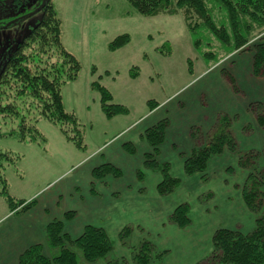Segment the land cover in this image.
Masks as SVG:
<instances>
[{"label": "rangeland", "instance_id": "374dc122", "mask_svg": "<svg viewBox=\"0 0 264 264\" xmlns=\"http://www.w3.org/2000/svg\"><path fill=\"white\" fill-rule=\"evenodd\" d=\"M26 1L27 6L22 11L16 13L11 11L6 16L0 17V62L5 52H10L15 44L41 18L40 2L35 3L36 0ZM51 1L60 20L61 43L64 49L79 63L76 79L61 87V98L65 111L72 114L79 124L78 131L83 142V149H77L71 142L66 143L60 130L45 120H39L36 124L37 129L41 130L47 139L45 154L43 157H36V165L32 164L33 158L30 149H26L29 145L36 143L21 144L12 139L0 138L1 150L14 152L20 155L21 159L25 151V193H32L40 189L42 183L45 184L46 179L49 181L54 179L58 171L65 172L75 160L85 159L86 156L101 146V142L117 136L125 126L130 124V129L135 126L140 129L150 126L151 122L158 121L153 125L155 126L163 120L167 121L165 117L174 113V123L179 126V129L184 130L182 126H186L187 122L197 112H200L195 106V101L198 100L202 90L208 85L213 90L216 88V72L221 75V79L236 96L250 100L249 96L244 95L240 90L231 74V70L237 65L231 67L234 59L230 58L232 53L225 54L223 50H218L219 47L213 39L209 40L211 45L203 44L200 51L196 50L180 14L144 17L136 13L125 0ZM18 15L23 17L16 19L15 17ZM125 34L130 38L129 43L120 49L110 51L108 44L117 36ZM261 37H256L250 44L258 42ZM209 50H212V54L217 57L216 62L205 58L203 53ZM239 53L249 54L251 52L241 51ZM214 67H216L214 73L204 76L198 82H196L198 79L192 81ZM132 69L136 70L133 71ZM136 71H138V75L131 77ZM225 72L231 76L233 84H230L223 76ZM261 79L264 80V78ZM189 81L192 82L188 83ZM94 83L107 90L111 96L109 105H120L127 112L112 118L106 117L101 110V96L92 88ZM262 96V94L253 96L249 105L264 102L258 101L260 100L258 98ZM149 101L159 104L155 110L163 108L158 110L149 121L138 125L145 117H142L138 122L135 121L145 112H148L147 103ZM200 103L202 107L207 106L205 97L201 99ZM222 115L231 119L232 126L237 124V115L231 116L225 112H219L216 121ZM249 116L255 120L251 114ZM244 120L246 122L247 119ZM247 122L243 128L234 129L235 135L239 132L245 136L252 133V125L249 123L251 120L249 119ZM215 124L207 133H204L200 124H194L189 129V136L190 131L197 128L200 131L199 134L212 133ZM8 128L9 124L0 118V132H5ZM149 128L145 129L144 133ZM130 129L115 137L113 140L115 144L103 151L104 156L109 153V150L116 148V145H120L122 151L130 155L125 149V145H129V143L124 141L126 133ZM259 129L264 131V128L259 127ZM144 133L142 140H145ZM177 137L181 140L183 138L182 133L178 134ZM4 141L20 144L25 148L21 149L20 152L12 149L11 144L3 143ZM193 142L195 146V141L193 140ZM8 145L11 150L8 149ZM260 146L259 142L252 150H245L244 146L236 145L237 151L235 153L225 150L223 154L213 156L217 162L222 163L220 165L223 171L222 180L221 172L212 171L214 169L210 170L213 173L205 172L203 178L200 175L186 176L182 167L179 169V164H182L181 159L185 155L180 152L178 147L173 148L175 150L169 148V142L159 155L158 150L151 146V152L144 155L145 150L141 148V143H138L137 149L133 148L135 152L130 155L131 158L128 161L120 160L117 154H113L114 158L122 165V172L117 169L121 173L119 177L107 174L102 179H96L92 173L91 177L94 182H97L108 176L115 179L123 176L124 181L131 186L129 189L133 191L129 193L133 197L134 193L137 195L139 208L126 206L125 203L126 207L120 210L121 216L113 214L109 217L104 216L103 219L99 216L101 210L97 211L91 208L87 213L80 214L76 220H74V214L69 220L63 216V220L66 221V225L69 223L68 225L71 227L82 225V229L89 225L102 226L101 228L112 246V251L104 260L105 262L113 260L135 264L132 258L138 252L141 243L146 242L151 247V264H222L214 258L211 259L214 232L218 229H225L246 235L252 232L256 226L254 214L245 207L242 200L241 191L247 183L249 172L238 166L237 153H261L264 146L262 149ZM131 147L133 146L131 145ZM103 153L97 158L88 159L89 161L85 159L80 165L70 170L66 176L53 182L44 192L49 194L55 192L61 185H71L65 189V191L71 190L74 194L71 199L81 198L83 201H87L88 197L85 198L87 192L84 189L86 185L85 171L91 165L97 164L100 159L102 160L101 155ZM146 159H151L154 162L153 165L145 164ZM104 164L109 163L104 161L96 168ZM5 165L7 164H3V167ZM11 168L14 172V168ZM165 168L168 169L171 178L178 179V184L170 193L161 195L158 193L157 187L162 181V171ZM254 168L256 171L264 170V158L262 156L259 157ZM147 171L152 172L147 173ZM157 174L160 181L156 185L158 178L154 175ZM3 176H6V171L4 175V168ZM11 177V173L7 172L6 181L10 196L11 187L13 192L17 189ZM198 177L199 179L195 180ZM216 183L220 185L218 189L211 191L207 188V186ZM184 186H186L185 190L183 189ZM177 187L180 188L175 192ZM260 190L264 192V185L261 186ZM91 192L92 195L95 192L93 185H91ZM110 197L108 193L101 197V203L108 210V204L111 200L114 201H112L113 203L117 202L116 204L122 201V195L119 192H112ZM131 201L133 202V199ZM98 205L100 206V202ZM181 206L185 207L189 219V224L183 228L179 227L173 220L175 209ZM136 207H138L137 204ZM102 212L105 215L108 214L105 209ZM261 212L264 215V196ZM53 221L58 220L51 222ZM68 225L65 230L71 233L72 238H76L80 233L76 234L75 231L70 230L71 227ZM125 231L127 234H123ZM18 235L21 234L12 219L1 221L0 264H18L19 253L25 250L19 249ZM36 244L44 245L45 238L43 243ZM71 249L77 254L79 264H87L83 261L79 250L75 247ZM43 254L53 256L56 251L44 247ZM98 263L101 264L102 262Z\"/></svg>", "mask_w": 264, "mask_h": 264}, {"label": "trees", "instance_id": "16d2710c", "mask_svg": "<svg viewBox=\"0 0 264 264\" xmlns=\"http://www.w3.org/2000/svg\"><path fill=\"white\" fill-rule=\"evenodd\" d=\"M125 1L136 13L144 17L180 14L196 50L200 51L203 44L211 45L209 40L213 39L219 47L218 50H223L225 54L250 51L253 76L264 78V0ZM39 10L40 20L10 52L5 53L0 65V118L9 124L5 132H0V138L12 139L21 144L40 145L45 139L36 124L39 120H45L56 126L67 141L82 150L79 124L72 114L65 111L61 98V87L76 79L79 63L61 43L60 20L52 1L44 0ZM259 36H262L260 40L251 45L250 42ZM129 41L127 34L117 36L108 44V49L110 51L120 49ZM212 52L209 50L203 54L206 59L209 58V61L216 62L217 57ZM137 75L138 71L131 77ZM223 76L233 84L229 74L225 72ZM92 88L101 96V110L106 117L112 118L127 112L120 105L108 104L111 96L104 87L94 83ZM158 106L157 102L149 101L147 110L151 112ZM248 111L257 125L264 128V102L250 104ZM167 126L168 121L163 120L145 131L144 138L153 149L158 150L164 142ZM230 127L231 119L222 115L217 119L212 133L199 134L198 128L190 131V136L195 141V148L183 159V173L186 176L200 175L203 178L207 162L211 157L219 156L225 150L231 153L237 151L229 131ZM125 149L130 155L135 152L130 144L125 145ZM261 156L264 158V149L261 153H237L238 166L249 172L247 183L241 191L242 200L245 207L254 214L256 226L246 235L225 229L214 232L211 259L214 258L222 264H264V215L261 212L264 192L260 190L264 185V170L256 171L254 168ZM20 159V155L0 149V196L11 211L21 207V212H26L34 206L35 200L25 203L11 197L7 181L3 176V164L15 169ZM153 163L151 159H146L145 164L153 165ZM162 173V181L157 191L165 195L178 184V179L171 178L166 168ZM107 174L119 177L121 173L109 164L92 171V176L96 179H102ZM73 214L68 212L64 217L69 220ZM173 220L181 228L189 224L184 206L175 209ZM123 234H127V231ZM44 247L56 251V254L44 255ZM72 247L80 251L83 261L87 264H99L98 262L126 264L113 260L104 261L111 253L112 246L101 227L86 226L78 237L71 238L63 231V224L59 221H53L45 227V244H34L25 249L18 256L17 263L79 264L77 254L71 249ZM151 259V247L143 242L132 261L135 264H151ZM158 259L160 260L159 257Z\"/></svg>", "mask_w": 264, "mask_h": 264}, {"label": "crops", "instance_id": "0c3cea01", "mask_svg": "<svg viewBox=\"0 0 264 264\" xmlns=\"http://www.w3.org/2000/svg\"><path fill=\"white\" fill-rule=\"evenodd\" d=\"M230 58H234L233 64L231 65V67L237 64L236 67L231 70V74L234 77L235 81L237 82V85L240 88V90L244 93V95L246 94L247 96H249L248 98L250 100H247V98L245 97L240 98L236 96L231 90V88L221 79V75L218 72H216L217 74V76L215 77L217 79L216 88L213 90L211 89L210 85H208L204 88V90H202V93L198 96V100L195 101L196 103L195 106L196 108L199 109L200 112H197L196 115H194L192 119L190 118L191 120L187 122L186 126H182L184 130H181V128L179 129L178 128L179 126H177L174 123L173 121L174 113H172L168 117H165L167 118V121H168V127L166 128V131H165L164 142L158 147V155L160 154V152H162V149L164 148V146H166L167 143L169 142V145H170L169 148L173 149L175 147L176 148L178 147L180 149V152L183 155H185L183 157L184 158L188 157L193 151V149L195 148L194 142L189 136L190 127L193 126L194 124H200L204 133H207L208 131H210V129L215 124L217 114L219 112H225L231 116L237 115L238 117L236 121L237 124H235L234 126L231 125L230 127V133L237 146H244L245 150H252L253 147L255 148V145L260 142L261 144L260 149H262V147L264 146V131L259 129L258 125L255 123V120H253V118L249 116L250 114L248 113V106H249V103L253 100L252 99L253 96L257 94L263 95L262 97L258 98L260 99L258 101H264V80H262L261 78H256L252 75V54L251 53L248 54V53L234 52L230 55ZM215 68L216 67L207 70L203 74L197 76L192 81L196 79H198L196 82L200 81L204 76H208L214 73ZM192 81H189L188 83H191ZM203 97H205V100L207 103L206 107H202L200 105L201 104L200 101ZM161 108H159L158 110H160ZM155 109L152 110L151 112H145L144 115L140 116L135 122L140 121L142 117H145V119L140 121L138 125H141L144 122L149 121V119H151L158 112V110H155ZM159 117H162V116H159ZM244 119H247L246 122L249 119L251 120V122L249 123L252 125V130H253L252 133L245 136L243 135V133L241 134L239 132L237 135H235L234 129L243 128L248 123V122L247 123L244 122L245 121ZM157 122H154V123L151 122V124H149L150 126L146 128L144 127V128L147 129L153 126ZM130 125L125 126V128H123L120 131V133L130 129L129 128ZM144 128L137 129L136 126L131 128L130 131L126 133L127 135L124 141L132 145L133 148L135 149H137V144L141 143V148L145 150L143 153L145 155L151 152L150 151L151 147L147 142H145V140H142L143 133L145 130ZM40 133L42 134L44 139H46V136L42 133V131ZM181 133H182L183 138L180 140L178 139L177 135ZM61 135H62V138H64V141L66 143H70L69 141L65 139L62 133ZM117 136L115 135L114 137L101 142L102 143L101 146H99L93 153L86 156L85 159L91 160L92 158H97L101 153H103V151L108 150L110 146L115 144L113 140ZM3 143L11 144L12 149H15L20 152H21V149L25 148V146H21L20 144H16L10 141H4ZM31 145H29V147H26V149H30L32 153V158H33L32 164L36 165V157L38 156L43 157L44 156L43 154H45L47 139L40 145H37V144L35 145L31 144ZM103 147L105 148L102 149ZM8 149L11 150L10 147ZM136 153L138 154L137 151ZM113 154H117L118 159L120 160L128 161L131 158L130 155H127L124 151H122L120 145H116V148L109 150V153L106 154L105 156L103 153V155H101L103 157L102 160L100 159L97 162V164H93L90 167H88V169H86L85 171L86 185L84 188L87 192L85 194V198L88 197L87 201H83L81 198L79 199L76 198L75 200L71 199L72 196H74V194L71 192V190L65 191V189L67 187H71V185H61L57 190H55V192H50L49 194H46L44 192L47 188L51 186L53 182L58 181L59 179L66 176L70 170L80 165V163L84 162L85 159L75 160L74 162H72L73 164L70 165V168H68L65 172L58 171L57 172L58 174H55L54 179L50 181L49 179H46L45 184L42 183L41 188L37 189L36 191L32 193L31 192L25 193V172H24L25 170V160H24L25 151H24V156L22 155V159L18 161L16 168L14 169L15 174H13L14 172L11 170L12 168L10 166H7V165L4 166V175H5V171H6V176H7V172L11 173V176H12L11 179L14 185L17 186V189H15L14 192H13V188L11 187V190H10L11 197H13L16 200L24 201L25 203L35 200V204L31 209H29L26 212H21L20 210L21 207H18L15 210L11 211L8 208L6 202L0 197V225H1V221L4 219L6 220L12 219L14 221V223L16 224L18 228V231L21 234V235H18L19 240L17 242L19 249L21 248L27 249L33 244L43 243L44 238H45V235H44L45 227L52 220L61 221L63 224V231L72 238L71 233L65 230V227L69 223L66 225V221L63 220V216L68 212L74 213L75 215L74 220H76L77 218H79L80 214L87 213L88 210H90L91 208H94L97 211L101 210L99 216H101V219H103L104 216L109 217L110 215H113V214L117 216H121L120 210L124 209L126 206H129V205L133 208H139V202H137V195L134 193V197H133L129 193L133 191L129 189V187L131 186L128 185L127 182L124 181L123 176H121V178L119 179H115L111 176H108L105 179L101 181H97V182H94L91 177L92 170L96 168L97 166H99L104 161L109 163L114 168L118 169L119 171L121 170L120 172H122V165L117 159L114 158ZM184 158L181 159L182 164H179V169H181L182 167V171H183V159ZM220 165H222L221 162H217L214 157H211L209 161L207 162L205 172L213 173L212 171L218 170V173L221 172L220 177L223 180L222 178L223 171L220 168ZM150 172L152 171H147V173H150ZM6 176H5V179H6ZM154 177L158 178V174L154 175ZM197 179H199V177L195 178V180ZM159 181H160V178L157 179L155 184L157 185ZM187 182L189 183V180H187ZM91 185L94 186L95 192L93 193V195L91 192ZM218 186H220L219 183H216L211 186H207V188L211 191H214L215 189H218ZM179 188L177 187L175 192ZM9 189H10V185H9ZM183 189L185 190L186 186H184ZM231 191L233 190L231 189ZM112 192L114 193L119 192L122 195V201L116 204L117 202L113 203L114 201L111 200V202L108 204V207H109V210H108L107 207H104L103 203H101V197L105 195L106 193H108V196L110 197ZM132 199H133V202L131 201ZM99 202H100V206L98 205ZM125 203H126V206H125ZM136 204L138 205V207H136ZM104 209L107 211L108 213L107 215H105L102 212ZM98 227H102V226H98ZM109 227H111V225H109ZM82 228H83L82 225L81 226L79 225V227L72 226L70 230L75 231L76 234L78 233L81 234L83 230ZM19 254H21V252ZM19 254L17 253V255Z\"/></svg>", "mask_w": 264, "mask_h": 264}, {"label": "flooded vegetation", "instance_id": "af4514ba", "mask_svg": "<svg viewBox=\"0 0 264 264\" xmlns=\"http://www.w3.org/2000/svg\"><path fill=\"white\" fill-rule=\"evenodd\" d=\"M39 1L40 0H36L34 2L36 3V2H39ZM41 1L43 2L44 0H41ZM41 1H40V6H41V3H42ZM26 6H27V1L26 0H0V17L6 16L11 11H15L14 13L22 11V9L24 7H26ZM22 17H23L22 15L21 16L18 15L15 18L16 19H20ZM4 55H3V57H4ZM3 57L1 58L0 65L2 64Z\"/></svg>", "mask_w": 264, "mask_h": 264}]
</instances>
